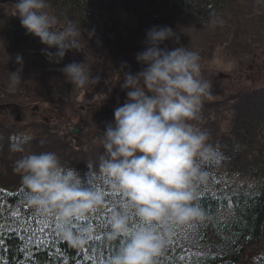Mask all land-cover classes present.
<instances>
[{
	"label": "clouds",
	"instance_id": "1",
	"mask_svg": "<svg viewBox=\"0 0 264 264\" xmlns=\"http://www.w3.org/2000/svg\"><path fill=\"white\" fill-rule=\"evenodd\" d=\"M13 5V16L45 46L42 52L50 63L60 64L69 51L80 48L81 28L70 20L60 26L49 0H16ZM210 22L223 24L218 17ZM135 59L139 71L133 73L126 62L117 69L126 100L114 109V121L100 130L102 152L86 162V180L55 152H26L20 144L11 145V151L21 153L13 171L24 202L54 220L62 240L85 246L95 229L83 224L75 231L73 226L111 209L106 236L119 248L110 264H158L177 230L205 218L195 203L197 189L207 182L204 165L219 162L207 131L198 126L203 102L212 95L210 81L201 75L199 53L180 44L171 27L153 26ZM16 62L20 68L9 72V91L22 81V58ZM62 72L77 89L101 83L86 62L66 64Z\"/></svg>",
	"mask_w": 264,
	"mask_h": 264
},
{
	"label": "rangeland",
	"instance_id": "2",
	"mask_svg": "<svg viewBox=\"0 0 264 264\" xmlns=\"http://www.w3.org/2000/svg\"><path fill=\"white\" fill-rule=\"evenodd\" d=\"M13 10V5H0L3 29L21 25ZM118 13L125 26L136 25L135 18L121 8ZM218 18L223 24L191 22L171 28L180 35V44L199 53L202 78L211 83L212 95L203 102V120L198 126L207 131L208 143L214 151L225 145V149L229 147L232 151L239 146L243 119L253 126V132L264 122V4H258L257 0H230ZM81 31L80 48L69 51L60 64L48 61L42 52L45 46L9 42L0 32V134L3 135L0 144L10 147L20 144L26 152H55L64 166L73 165L79 174L86 176V162L96 160L102 152L99 137L105 123L114 121V109L126 100L118 85L122 76L117 69L126 62L135 73L140 66L135 59L137 53L122 51L104 41L96 42L94 35L89 38L87 32ZM143 47L144 43L141 51ZM167 47L174 45L168 42ZM17 57L23 61L22 81L15 91H9V72L20 68ZM72 62H86L92 74L101 76V83L74 88L62 72ZM92 106L109 110L110 114L96 116L88 111ZM3 112L10 115H1ZM74 130L77 134L72 133ZM18 138L19 142L14 141ZM259 141L264 140L258 139L261 146ZM253 143L244 146L248 150L246 159L251 161L259 157L254 153ZM241 151L240 147L238 156L243 158ZM20 157L19 152H14V157L0 155V186L18 184L19 176L13 168ZM219 171L222 169L207 173L216 177ZM199 192L206 194L209 190L197 191V197ZM184 232L178 230L170 243L178 244L185 238ZM260 250L247 249L243 264H254Z\"/></svg>",
	"mask_w": 264,
	"mask_h": 264
},
{
	"label": "trees",
	"instance_id": "3",
	"mask_svg": "<svg viewBox=\"0 0 264 264\" xmlns=\"http://www.w3.org/2000/svg\"><path fill=\"white\" fill-rule=\"evenodd\" d=\"M229 1L49 0V9L60 24L74 21L85 32H92L96 42L104 41L122 51L138 53L146 32L153 26L206 23L217 18ZM119 8L135 18V26L124 25L119 18ZM4 28L0 23V32L6 41L44 46L21 25L16 29ZM263 123L253 132V126L243 119L239 146L232 151L229 147L215 151L219 162L204 165L207 172L222 169L216 172V177L208 174L210 183L197 189L209 190L206 194L199 192L195 201L205 218L194 223L192 229L184 228L185 238L176 245L169 243L158 258V264H243V254L249 248L261 249L254 264H264V141H259L261 146L257 143L260 138L264 140ZM252 141L254 153L259 157L246 161L248 155L244 146ZM240 147L243 158L238 156ZM1 154L14 157L7 144H0ZM68 167L74 168L73 165ZM16 182L18 184L10 187L0 186V264H110L119 248L118 241H109L106 236L110 208L73 226L75 231L83 224L95 229L88 244L74 247L60 238L54 220L45 219L26 205L20 178ZM106 195L111 197V193Z\"/></svg>",
	"mask_w": 264,
	"mask_h": 264
},
{
	"label": "flooded vegetation",
	"instance_id": "4",
	"mask_svg": "<svg viewBox=\"0 0 264 264\" xmlns=\"http://www.w3.org/2000/svg\"><path fill=\"white\" fill-rule=\"evenodd\" d=\"M88 111H91L92 113L95 112L96 116L106 115V117H107V115L110 114L109 110L103 111L100 108L95 109L94 106L90 107V109ZM2 114H5V116L10 115L8 112H5V113L3 112V113H1V115Z\"/></svg>",
	"mask_w": 264,
	"mask_h": 264
},
{
	"label": "water",
	"instance_id": "5",
	"mask_svg": "<svg viewBox=\"0 0 264 264\" xmlns=\"http://www.w3.org/2000/svg\"><path fill=\"white\" fill-rule=\"evenodd\" d=\"M16 3V0H0V5H8V4H14ZM76 133V131H74Z\"/></svg>",
	"mask_w": 264,
	"mask_h": 264
}]
</instances>
